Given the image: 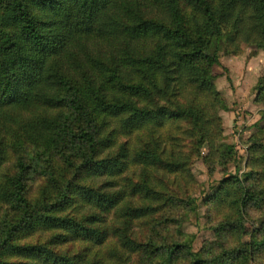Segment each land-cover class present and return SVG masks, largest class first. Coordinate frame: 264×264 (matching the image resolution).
<instances>
[{"label":"trees","instance_id":"16d2710c","mask_svg":"<svg viewBox=\"0 0 264 264\" xmlns=\"http://www.w3.org/2000/svg\"><path fill=\"white\" fill-rule=\"evenodd\" d=\"M2 20L0 264H264V133L234 176L212 50L264 49V0H0Z\"/></svg>","mask_w":264,"mask_h":264},{"label":"rangeland","instance_id":"374dc122","mask_svg":"<svg viewBox=\"0 0 264 264\" xmlns=\"http://www.w3.org/2000/svg\"><path fill=\"white\" fill-rule=\"evenodd\" d=\"M5 21H0V24L4 25ZM212 50L216 51L219 56L218 63L213 65V72L217 75L215 84L225 98L224 106L219 108L220 115L223 118L221 140L227 144H233L237 148L239 162L233 165L232 174L243 177L248 157V139L259 127L264 133V96L262 90L257 86L258 80L264 76V49H260L254 55L255 48L249 46L244 54L236 56L227 53L225 40L220 38L213 41ZM235 58L241 60L238 71H242L246 75L249 74L252 77L251 79L246 75L241 78L239 74L230 70L228 65L233 64ZM219 148L221 151L228 150L227 147L221 146ZM206 151L207 146L204 148V152ZM219 170H221V165L218 162L210 172L203 160L200 159L194 163V171L202 181L219 177ZM30 171L32 178L44 176V163L40 160H32ZM211 183L213 182L210 181L208 185ZM198 205L197 217L199 216V218L194 217L180 224L181 229L185 232L196 234L195 250L201 248L204 240L213 241L216 239L215 232L206 225V205L203 204L201 199Z\"/></svg>","mask_w":264,"mask_h":264},{"label":"crops","instance_id":"0c3cea01","mask_svg":"<svg viewBox=\"0 0 264 264\" xmlns=\"http://www.w3.org/2000/svg\"><path fill=\"white\" fill-rule=\"evenodd\" d=\"M240 64H241V60L235 58L233 64L228 66L232 72H235L236 74H239V77L244 78V75L246 74L243 73L242 71H238V69L240 68ZM246 76H248L250 79L252 78L249 74H247Z\"/></svg>","mask_w":264,"mask_h":264}]
</instances>
